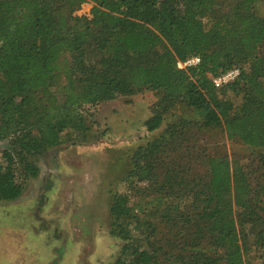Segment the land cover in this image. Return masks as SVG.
<instances>
[{
    "label": "trees",
    "instance_id": "obj_1",
    "mask_svg": "<svg viewBox=\"0 0 264 264\" xmlns=\"http://www.w3.org/2000/svg\"><path fill=\"white\" fill-rule=\"evenodd\" d=\"M87 1L92 18L75 16ZM263 2L0 0V201L23 195L64 133L88 140L91 108L153 91L148 132L176 117L113 193V264H264ZM224 139L254 153L231 161Z\"/></svg>",
    "mask_w": 264,
    "mask_h": 264
},
{
    "label": "rangeland",
    "instance_id": "obj_2",
    "mask_svg": "<svg viewBox=\"0 0 264 264\" xmlns=\"http://www.w3.org/2000/svg\"><path fill=\"white\" fill-rule=\"evenodd\" d=\"M93 7L87 1L74 15L91 19ZM258 8L264 14V2ZM56 91L61 97V90ZM158 101L155 92L146 91L101 102L90 109L94 123L86 142L64 133L57 146L36 159L38 174L25 182L23 195L14 202L0 201V264L117 261L123 242L111 235L113 193L122 188L133 152L158 137L176 117L169 116L161 129L148 132L145 123ZM175 114L194 118L182 106ZM223 144L231 161L254 153L227 139ZM9 148L8 141H0V159Z\"/></svg>",
    "mask_w": 264,
    "mask_h": 264
},
{
    "label": "built area",
    "instance_id": "obj_3",
    "mask_svg": "<svg viewBox=\"0 0 264 264\" xmlns=\"http://www.w3.org/2000/svg\"><path fill=\"white\" fill-rule=\"evenodd\" d=\"M200 61H201V59L199 57H192V58L186 60L185 62H179L178 67L180 69H187L189 67L199 65ZM239 76H240L239 69H233V70H230V71L220 75L219 77L214 79L213 82H214V85L216 88H221V87H223V86H225L231 82H234Z\"/></svg>",
    "mask_w": 264,
    "mask_h": 264
}]
</instances>
